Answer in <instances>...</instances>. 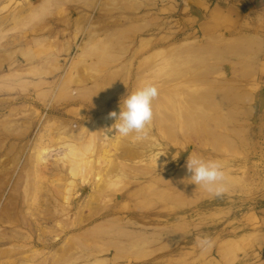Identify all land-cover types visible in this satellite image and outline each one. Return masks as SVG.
I'll list each match as a JSON object with an SVG mask.
<instances>
[{"label":"rangeland","instance_id":"obj_1","mask_svg":"<svg viewBox=\"0 0 264 264\" xmlns=\"http://www.w3.org/2000/svg\"><path fill=\"white\" fill-rule=\"evenodd\" d=\"M0 264H264V0H0Z\"/></svg>","mask_w":264,"mask_h":264},{"label":"clouds","instance_id":"obj_2","mask_svg":"<svg viewBox=\"0 0 264 264\" xmlns=\"http://www.w3.org/2000/svg\"><path fill=\"white\" fill-rule=\"evenodd\" d=\"M158 97V86L151 81L143 82L135 90L128 92L121 100L119 112L111 111L107 114L106 119L114 120L115 123L104 130L105 135L114 130L123 137L133 136L136 141L148 139L149 125L154 118V102ZM185 168L187 180L202 187L213 197L221 198L228 192L224 167L219 161L206 160L191 153L185 162ZM197 246L202 252H209L215 245L211 237L202 236L197 239Z\"/></svg>","mask_w":264,"mask_h":264}]
</instances>
